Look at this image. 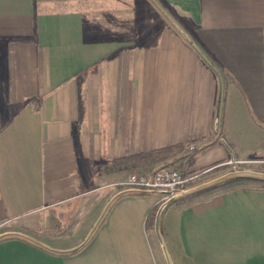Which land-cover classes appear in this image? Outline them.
Returning <instances> with one entry per match:
<instances>
[{"label": "crops", "instance_id": "0c3cea01", "mask_svg": "<svg viewBox=\"0 0 264 264\" xmlns=\"http://www.w3.org/2000/svg\"><path fill=\"white\" fill-rule=\"evenodd\" d=\"M232 159L264 164V0H0V228L46 246L7 236L0 264H166L165 195L119 184ZM161 232L174 264H264V187L178 201Z\"/></svg>", "mask_w": 264, "mask_h": 264}, {"label": "water", "instance_id": "95a60500", "mask_svg": "<svg viewBox=\"0 0 264 264\" xmlns=\"http://www.w3.org/2000/svg\"><path fill=\"white\" fill-rule=\"evenodd\" d=\"M167 17L169 18V21L174 25V27L181 32V34L183 35V37L189 41L188 36L180 29V27L167 15ZM240 179H246V180H252V181H258V182H264V172L261 171H255V170H250V169H244V170H234L228 173H225L219 177H216L214 179L202 182L198 185H195L193 187H190L186 190L183 191H178L176 192L173 196L165 199L160 206L158 207L156 214H155V219H154V233L155 236L158 240V243L160 245L161 251L163 253L164 259L166 264H174L173 260L170 256V253L168 251V248L166 246V243L164 241V238L162 236V232H161V218L162 215L164 213V211L172 204L183 200V199H187V198H191V197H195L197 195H200L204 192H207L209 190L215 189L223 184H226L230 181H234V180H240ZM107 209V208H106ZM106 209H104V211L102 212V214L100 215L97 223L95 224V226L93 227L91 233L94 231L95 227L97 226L98 222L100 221L101 217L104 215V213L106 212ZM7 236H20V237H24L25 239L32 241L40 246L46 247L43 243H40L39 241H37L36 239L26 235V234H22L19 232H6V233H2L0 234V240L2 238H5ZM90 237V235L85 239V241L79 245L78 247H76L73 250H77L78 248H80L85 242L86 240Z\"/></svg>", "mask_w": 264, "mask_h": 264}, {"label": "built area", "instance_id": "2783aa9c", "mask_svg": "<svg viewBox=\"0 0 264 264\" xmlns=\"http://www.w3.org/2000/svg\"><path fill=\"white\" fill-rule=\"evenodd\" d=\"M251 161L232 159L222 166H232L233 168L243 165H251ZM181 167H176L172 163H162L154 167L149 172H132L128 178L119 184L121 187L133 188L148 192H157L165 195V198L173 196L178 191H183L193 185L202 175L188 173L185 174Z\"/></svg>", "mask_w": 264, "mask_h": 264}, {"label": "trees", "instance_id": "16d2710c", "mask_svg": "<svg viewBox=\"0 0 264 264\" xmlns=\"http://www.w3.org/2000/svg\"><path fill=\"white\" fill-rule=\"evenodd\" d=\"M181 150H182L181 146H176V147H170V148L161 149V150H157V151H152V152H149V153L144 154V155H138L135 157L119 160L116 162L117 163L116 165L114 164V165H111L110 167H105V169L108 170L109 172H111V168L116 167L117 165L120 166V165H124V164L133 163V164H136L138 166H147V165H151V164H157L159 162H162V161L168 159L169 157L175 156ZM183 171L185 174L189 173V172H187V170L183 169ZM251 183L260 184L264 187V182L240 179V180L230 181L226 184H223V185H221L215 189L209 190V191L204 192V193L197 195V196L207 195V194H210L216 190L235 189V188L245 186L246 184H251ZM191 198H193V197H191ZM191 198L183 199L180 201L188 200ZM156 211H157V208L152 210L148 216V226L152 229L154 227V219H155Z\"/></svg>", "mask_w": 264, "mask_h": 264}, {"label": "rangeland", "instance_id": "374dc122", "mask_svg": "<svg viewBox=\"0 0 264 264\" xmlns=\"http://www.w3.org/2000/svg\"><path fill=\"white\" fill-rule=\"evenodd\" d=\"M175 166V164H174ZM176 167H180L179 165H176ZM244 169H250V170H255V171H261V172H264V164H259V165H255V164H251V165H243L241 167H237V168H233L232 166H229V165H226V166H222L220 168L215 169V170H211L210 172H208L206 174V176L204 178H199L195 183H193V185L189 186L190 187H193L195 185H198L202 182H205V181H208V180H211V179H214L216 177H219L225 173H228V172H231V171H234V170H244ZM180 170H182L180 168ZM245 186H256V187H262V185L260 184H255V183H251V184H246ZM11 230L9 228H0V234L2 233H6V232H10Z\"/></svg>", "mask_w": 264, "mask_h": 264}]
</instances>
